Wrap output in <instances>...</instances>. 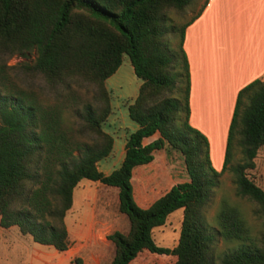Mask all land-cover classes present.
<instances>
[{
	"label": "trees",
	"instance_id": "1",
	"mask_svg": "<svg viewBox=\"0 0 264 264\" xmlns=\"http://www.w3.org/2000/svg\"><path fill=\"white\" fill-rule=\"evenodd\" d=\"M191 1L0 0L1 227L15 226L33 242L66 250L64 217L74 187L87 179L117 188V210L128 221L125 232L105 236L113 246L107 264H128L144 249L173 255L171 264H264V234L252 237L238 207L223 198L214 214L216 232L238 244L215 262L210 257L214 233L204 224L201 209L230 161L234 139L241 154L240 162L228 166L235 194L254 204L264 226V190L247 175L264 146V78L237 91L222 166L215 170L206 138L188 123L184 24L174 49L165 37L167 11L182 12ZM31 52V61L7 64L12 55ZM123 55L140 79L137 95L127 105V116L137 127L126 133L118 166L103 174L96 164L112 145L111 135L101 128L110 109L104 80ZM35 78L52 101L33 90ZM82 84L93 89L91 100L77 93ZM155 132L157 138L142 144ZM164 145L181 153L187 180L142 208L133 200L132 168L150 162ZM176 209H181L176 244L157 246L152 229Z\"/></svg>",
	"mask_w": 264,
	"mask_h": 264
},
{
	"label": "rangeland",
	"instance_id": "2",
	"mask_svg": "<svg viewBox=\"0 0 264 264\" xmlns=\"http://www.w3.org/2000/svg\"><path fill=\"white\" fill-rule=\"evenodd\" d=\"M203 1L192 0L182 12L176 10L167 11L164 25L168 32L165 37L172 49L176 47L181 26L196 12ZM172 27H174L173 31H170ZM33 57V52L26 57L12 55L7 60V64L13 65L22 61H31ZM41 85V80L35 78L32 88L42 99L49 102L52 101L51 93L45 90L43 92L40 91ZM139 85L140 79L133 74L126 55L122 56L116 70L104 80L110 109L101 124V128L111 135L114 147L110 157L106 160L107 164L105 162H97L96 164L97 167L103 170H108L111 166L114 169L119 164L117 159L118 151L122 148L124 150L126 133L129 126L133 125V121L127 116V105L132 103L137 95ZM76 88L80 97L84 100H91L93 92L91 86L82 84ZM170 96L175 97L176 93L173 92ZM67 114L65 113L66 116ZM155 133L156 136H159L158 132ZM147 140L142 139V142ZM220 152V148L218 152V149L212 146V160H215L221 154ZM153 157L154 160L151 166L144 167L141 170L136 169L133 172L132 181L135 188L133 200L142 208L150 200L162 194L170 184L187 180L182 155L177 149L164 145L162 149L154 151ZM240 160L241 154L234 139L230 161L217 177V183L209 192L207 201L201 209V217L204 224L210 232L214 233V240L210 249V257L213 262L217 260L221 253L231 250L238 244L234 240L226 241L222 239L216 232L217 225L214 221V214L221 198L238 207L252 237L257 238L259 235L264 234L262 220L253 212L254 204L246 198H241L235 194L228 166L240 162ZM253 161L254 167L247 170V175L264 190V146L258 148ZM145 173L149 176L148 188L150 190L145 202H142L143 196L141 195L138 177ZM89 181L81 179L72 191V205L64 217L68 246L66 252L57 254L61 257L62 264H107L113 254V246L111 242L105 239V234L115 230V228L125 232L128 227L126 216L122 213L125 219L120 218L117 212V217H115L117 220L116 225H108L107 221H105L107 214L101 213L102 202L93 199V195L105 193L108 196L106 203H104L106 209L113 211L115 210L114 193L108 189H102L103 187L97 181ZM113 188L117 191L115 187ZM180 219L181 209H176L167 215L163 225L152 229V238L157 246L174 247L179 234ZM50 251H52L51 246L33 242L30 236L20 234L15 226H0V264H48L47 261H50V259L45 254ZM174 258L171 254H156L144 249L128 264H171Z\"/></svg>",
	"mask_w": 264,
	"mask_h": 264
},
{
	"label": "crops",
	"instance_id": "3",
	"mask_svg": "<svg viewBox=\"0 0 264 264\" xmlns=\"http://www.w3.org/2000/svg\"><path fill=\"white\" fill-rule=\"evenodd\" d=\"M198 9L193 17L190 16L184 22L181 44L188 66V123L206 138L210 164L218 171L222 166L226 133L236 93L253 79L264 78V0H206L201 9L199 11ZM136 127L137 124L133 122L128 132ZM157 137L156 133L145 137L143 139L148 140L142 144ZM212 146L218 149V152L219 148L221 149L218 159L216 157L212 160ZM113 147L112 142L110 152L98 163L107 164L106 160L110 157ZM123 151V148L118 151V163ZM153 160L154 157L150 162L132 168L130 177L132 196L135 195L132 181L134 170L151 166ZM112 167L108 170L97 168L103 174H108ZM148 177L146 173L138 177L142 202H145L150 190ZM175 183L170 184L167 189ZM98 184L103 187L102 189L114 193L113 211L106 209L104 203L108 196L105 193H96L93 199L102 202L101 213L107 214L104 220L108 225L115 226L116 212L120 218L125 219L117 210V191L114 186L109 187L99 182ZM108 233L110 232L105 236ZM63 252L66 250L57 251L53 248L52 251L46 252L45 255L50 259L47 263L62 264L61 257L57 254Z\"/></svg>",
	"mask_w": 264,
	"mask_h": 264
}]
</instances>
